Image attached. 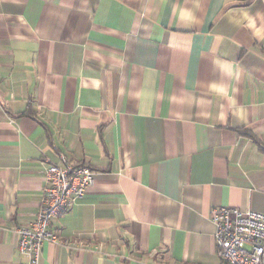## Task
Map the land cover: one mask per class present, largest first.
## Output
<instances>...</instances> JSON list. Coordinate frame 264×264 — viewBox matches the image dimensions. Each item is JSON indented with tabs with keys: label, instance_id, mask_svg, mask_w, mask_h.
I'll return each mask as SVG.
<instances>
[{
	"label": "crops",
	"instance_id": "0c3cea01",
	"mask_svg": "<svg viewBox=\"0 0 264 264\" xmlns=\"http://www.w3.org/2000/svg\"><path fill=\"white\" fill-rule=\"evenodd\" d=\"M61 154L95 182L38 264H222L212 210L264 213V0H0V264Z\"/></svg>",
	"mask_w": 264,
	"mask_h": 264
},
{
	"label": "built area",
	"instance_id": "2783aa9c",
	"mask_svg": "<svg viewBox=\"0 0 264 264\" xmlns=\"http://www.w3.org/2000/svg\"><path fill=\"white\" fill-rule=\"evenodd\" d=\"M44 169L46 180L39 210L29 224L16 230L19 251L28 258L25 264H38L44 244L60 242L51 229L53 221L81 203L95 182L96 171L71 162L64 154L57 162H45ZM210 217L216 226L222 264H264V213L218 207Z\"/></svg>",
	"mask_w": 264,
	"mask_h": 264
},
{
	"label": "trees",
	"instance_id": "16d2710c",
	"mask_svg": "<svg viewBox=\"0 0 264 264\" xmlns=\"http://www.w3.org/2000/svg\"><path fill=\"white\" fill-rule=\"evenodd\" d=\"M247 135H250L249 133H246ZM251 136V135H250ZM80 165H83V166H87V167H90L91 169H93L94 171H95V169L94 168H92L91 166H89V165H85V164H80Z\"/></svg>",
	"mask_w": 264,
	"mask_h": 264
}]
</instances>
